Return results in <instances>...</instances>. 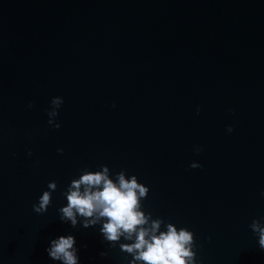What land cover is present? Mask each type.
Here are the masks:
<instances>
[{
  "label": "water",
  "instance_id": "95a60500",
  "mask_svg": "<svg viewBox=\"0 0 264 264\" xmlns=\"http://www.w3.org/2000/svg\"><path fill=\"white\" fill-rule=\"evenodd\" d=\"M100 165L194 233L197 264H264L249 228L264 217V0H0V264H60L45 250L67 234L79 264H127L99 225L59 220L61 193Z\"/></svg>",
  "mask_w": 264,
  "mask_h": 264
},
{
  "label": "clouds",
  "instance_id": "9594fccd",
  "mask_svg": "<svg viewBox=\"0 0 264 264\" xmlns=\"http://www.w3.org/2000/svg\"><path fill=\"white\" fill-rule=\"evenodd\" d=\"M62 103V97H53L46 113L48 124L56 129L60 124L54 118ZM28 107H32L31 103ZM232 130L231 126L226 128L228 132ZM201 150L199 147L194 149L197 153ZM57 152L63 154V149H57ZM31 154L29 151L28 155ZM189 167L195 169L201 165L192 162ZM47 189L32 205L33 212L44 214L52 205L57 182L50 181ZM148 192L149 188L139 183L136 175L126 177L124 170L112 173L106 165H100L96 171L83 168L78 178H73L66 191L61 193L67 204L57 209L59 220L70 223L72 228L78 223L85 229L99 225L103 241L109 248L118 245L119 250L127 254V264H197L198 246L192 231L185 227L178 229L173 223L161 217L153 218L151 212L142 210L141 202L147 198ZM261 195L264 196V192ZM162 226L164 230H161ZM249 228L258 237L259 248L264 250V217L253 219ZM45 251L51 260L60 264H79L72 234L51 239ZM107 255L105 251L100 253L101 257ZM128 256L131 259H127Z\"/></svg>",
  "mask_w": 264,
  "mask_h": 264
}]
</instances>
